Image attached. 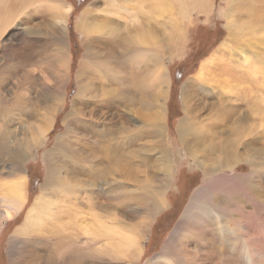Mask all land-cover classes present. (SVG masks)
Here are the masks:
<instances>
[{"label": "bare ground", "instance_id": "1", "mask_svg": "<svg viewBox=\"0 0 264 264\" xmlns=\"http://www.w3.org/2000/svg\"><path fill=\"white\" fill-rule=\"evenodd\" d=\"M36 1L0 0V85L9 86L7 95L0 86V221L3 217L12 218L26 203L24 164L35 149L46 143L58 113L64 110L72 69L66 15L73 5H68L64 11L65 5L58 3L63 7L47 11L38 8L40 2ZM192 1L194 9H201L197 12L211 13L213 0L212 3L211 0H104V7L95 11L96 1L85 11L78 22L85 53L76 73L77 93L62 120L68 131L59 133L56 141L64 145L60 147L62 155L69 153V148L76 143L79 145L73 155L74 170L79 172L77 168H84L86 163L93 171L92 178L61 190L57 188L58 178L51 172L26 222L17 230L19 235L52 232L58 246L63 248L73 240L89 246L88 241L92 243L98 238L99 242L106 240L95 248L99 255L139 258L143 231L149 226L151 216L170 206L165 192L172 181L177 154L171 149L166 125L170 82L165 54L169 50L170 35L164 19L160 22L158 18L167 12L185 18L191 13L188 7ZM208 3L210 8L201 12ZM220 12L228 20L230 40L237 41L235 45L225 42V47L222 43L227 50L225 56L232 58L235 48L244 50L240 34L251 24L258 23L264 32V0H227V6ZM21 22L25 25L19 26ZM13 36L21 38L15 41L11 39ZM36 43L43 47L44 57L41 55L43 49L36 55L27 50V45ZM24 49L28 55L21 54ZM221 54L222 50L203 69L233 76L237 69L228 63L216 62ZM40 56L56 58V66L50 74L42 73L37 78L34 69L26 68L33 67L35 58ZM244 61H248V57ZM22 69H26V76L19 75ZM242 76L235 77L241 81ZM35 80L45 86L42 95L28 86ZM243 85L198 84L195 88L185 84L183 88L184 116L177 126L179 142L183 153L203 169L206 181L191 197L176 232L201 216L208 225L207 230H211L208 237L200 238V246L213 258L210 264H218L220 257L225 264H232L235 256L232 248L240 242L235 240V233L240 232L242 243L246 244L249 241L246 234L250 230L248 218L255 214L258 221H263L260 206L263 183L260 185L257 181L263 178L259 168L263 167V161L255 160L263 159V139L257 135L243 141L245 135L259 131L258 123L251 121L250 112L254 116L261 114L263 105L259 100L253 103L249 98L250 87L249 90L245 88V92L242 87L246 85ZM241 90L247 97L238 98ZM218 91L220 96H216ZM227 92L232 93V98ZM75 122L80 124L81 131L74 127ZM47 153L48 150L45 156ZM240 162L248 163L250 173H230L229 177L241 183L243 191L235 190L237 196L227 195L217 185L220 175H225ZM55 169L57 167H52L51 171L57 175ZM74 188L80 189L88 198L86 200L97 205H100L97 200L103 196L112 205L110 215L114 218L126 209L137 212L144 207L142 200L147 201L145 208L152 215L135 223L123 217L108 222L94 216L88 221L81 214L85 200L73 196L78 194L71 191ZM56 190H61L58 192L61 195L54 196ZM249 190L252 198L258 200L257 211L245 208L250 203ZM70 227L75 232H70ZM46 247L47 244L41 242H26L18 250L21 262L34 260L39 264H51L55 253ZM169 260L167 258L165 264ZM67 264L87 262L73 260Z\"/></svg>", "mask_w": 264, "mask_h": 264}, {"label": "rangeland", "instance_id": "2", "mask_svg": "<svg viewBox=\"0 0 264 264\" xmlns=\"http://www.w3.org/2000/svg\"><path fill=\"white\" fill-rule=\"evenodd\" d=\"M37 1L40 2V5H37L38 8H43V10L47 11H52L55 7H63L58 6V3H63L65 5L64 11H66V7H68V5H73L68 15H66V18H68L67 32L68 35L70 34L71 41L72 69L68 87L66 89L67 95L64 110L58 113L56 117L57 120L54 124L55 126L49 132L48 137L47 132L45 133V136L47 137L46 143L40 148L35 149L31 157L28 159V162L24 164L22 175L27 180L26 203L12 218L7 219L3 217L0 221V264H39L34 260H32V262H21L20 254L18 252V250H20L26 242L34 243V241L37 243L41 242V244H47L48 247H46V250L53 251L55 253V259L51 264H67L73 260H84L87 264H148L155 261H162V263L164 262L165 264L167 258H170V260L167 261L166 264H210L213 258L211 259V256L206 251L205 247L200 246L202 243L200 238L204 235L208 237V233L211 230H207L208 225L201 216L194 218L193 224H184V227L176 232L178 225L183 220V216L191 201V197L200 186L202 187L204 185L206 181L203 169L192 159V157L185 155V152L183 153V146L179 142L177 126L181 118L184 116L182 99L183 88L185 84H190L195 88L198 87V84H244L243 86L246 85V87L242 88L245 92H247L246 89L250 87V100L253 103L258 100L260 102L262 101L263 110L261 114L255 116L252 112H250V116H253L251 121L258 123L259 128L257 130L259 131H255V133L250 136L245 135L243 141L251 139L257 135H261L264 148L263 28H259L257 23L251 24V26L245 31L242 30L245 34L249 32L251 33L247 35L243 33L240 34V37L243 39L244 44H242L244 46V50L242 51L239 48H235V51H233V57L231 58V56L224 55L227 51L224 49V43L227 42L228 44L230 43V45H235L237 41L230 40L228 20L225 16L221 15L220 12L221 9L224 10L225 6H227V0H213V8L210 14L197 12V10L201 9H194L192 1V3L190 2L192 5L188 7V12L191 11V13L189 12L188 16L185 18H182L177 13L172 12H167L166 14L159 16L158 19L160 22L164 19L170 35L169 50L165 54L169 76L168 82H170L168 98L166 100V106H168L166 125L168 128V138L169 143L171 144V149L173 152L177 153L176 157H174L172 167V181L165 192V196L167 201L170 203V206L168 205L166 208H162L154 216H151L149 226L145 229V231H143V238L141 241L142 252L139 258H135L134 260L127 258L119 259L113 258L109 254L99 255L95 251V248L106 240H101V242H99L97 238L96 241H92L93 244L91 241H88L89 246H84L83 244H79L78 241L73 240L70 245H66V247L63 248L58 246L55 241L54 233L52 232L46 234L44 232H40L38 235L29 234L27 235L28 237L21 236L17 233V230L26 222L29 212L37 199V195L38 193H41V190L46 185L49 177L48 175H50L51 172L52 176L58 178L57 188H61V190L68 189L69 185L80 183L81 181L84 182L85 178L91 179L93 173V171L88 168L89 166L86 165V163H84V168H77L80 174H78L79 172H75L73 155L76 153L79 145L76 143L69 148L73 152L70 150L69 153L62 155L63 153L60 152V147L64 145H58L56 137L59 133L68 131L64 124H62V120L64 115L71 109L73 97L77 93L76 73L79 68L80 61L83 59V55L85 53V47L82 42V33L78 30V22L83 17L85 11L92 6L94 2H98L97 5L93 6L95 11L100 7H104L105 2L104 0H100V2L98 0ZM210 6L211 4L208 3L205 10H202L201 12L208 10ZM44 13L46 12L42 11V14ZM24 25L25 23L22 22L19 24V26ZM20 38V36L11 37V39H14L15 41H19ZM26 48L30 52H33V55H36L43 49V47L40 46V43L27 45ZM49 49H52V47L50 46ZM221 50L222 54L218 59H216V62L221 64L228 63L230 67L237 69L238 72L233 73V76H230V74L227 73L220 74L217 70H204L205 65L209 63V61H212ZM47 53L51 54L52 50H47ZM21 54L28 55L29 52L24 49L21 51ZM41 55L43 57L45 56L44 49L41 51ZM40 57L35 58L36 61L33 67L29 65L27 66L28 68H26L27 70L34 69L33 71L37 78L42 73L50 74L56 66V58L44 59L41 57V59ZM247 57L248 61H244V58ZM51 59L53 60L51 61ZM26 69L20 70L19 75L25 74ZM238 75H243L241 81L235 77ZM12 80H14V78H12ZM0 86L2 92L7 95L9 92V86H7V84H1ZM28 86L33 88L34 93H40L42 95L45 91V86L37 80L28 84ZM218 93L219 91L216 96ZM226 94L232 98V93L227 92ZM238 95L240 96H238L240 99L247 97L243 94L242 90ZM218 96H220V94ZM234 96L235 93L233 94V97ZM7 99V96H5L4 100L6 101ZM74 127L79 130L80 124L75 122ZM78 135L81 136V132H78ZM47 150L48 153L47 156H45ZM180 150L181 152H179ZM59 152L60 156L57 157ZM49 155H51L52 160H50L51 157L49 158ZM252 159L255 158L252 157ZM252 159L251 161L255 162ZM255 160L261 162L263 161V167H259L263 171V178H261V181L263 182L259 181L260 178H257L260 185L263 183V194L260 203L262 204L260 206L262 207L261 211L263 213V221H258L255 214H252L251 217L248 218L250 230L246 234V237L249 239L246 244L242 243L243 235L240 232H237L238 234L235 233V240H239L240 242L235 243L232 248V253L235 255L233 256L234 260L232 261V264H264V156L261 160L257 158ZM52 167H57V169H55L57 171V175L53 172L54 170L51 171ZM226 173L225 175H220L221 177L217 185H220L224 189V193H228L227 195L233 194L234 196H237L238 194L235 190L238 189L242 193L243 187H241V183H238L234 180V178L229 177V175H231L230 173L233 175H248L250 173V166L248 163L240 162L233 166L231 170H227ZM157 175H159V173H157ZM61 190L54 191V196L57 194L61 195L58 193ZM71 191L78 193L77 195H73L74 197L76 196L79 199L82 197L81 199H83V201L85 200V206L81 209V214L84 215L88 221H92L94 216L102 220H107L108 222L120 220L121 217H123L126 221L135 223V221H140L145 216L152 215L150 213L151 211H148V208H145L146 204H148L147 201L142 200L141 204L144 207L137 212L126 209L125 212L129 211L128 213L122 212L114 218L110 215L112 214V205L103 196L99 197L100 200L98 199L97 201L100 205H97L93 203L92 200H86L88 198L84 195V193H81L82 191L80 189L77 190L74 188ZM247 193L249 195L250 203H248L245 207L246 210L251 212L257 211L258 200L252 198L250 190ZM113 201L117 202L118 200L113 199ZM220 226H222V224H220ZM204 230L206 234L204 233ZM69 231L75 232L73 227H70ZM219 248L223 247L219 246ZM218 264H225L224 259L220 257L218 259Z\"/></svg>", "mask_w": 264, "mask_h": 264}]
</instances>
